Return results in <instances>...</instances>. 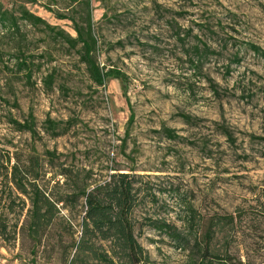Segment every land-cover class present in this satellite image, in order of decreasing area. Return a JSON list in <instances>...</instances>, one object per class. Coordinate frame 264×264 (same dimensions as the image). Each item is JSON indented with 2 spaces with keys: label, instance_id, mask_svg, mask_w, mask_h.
I'll return each instance as SVG.
<instances>
[{
  "label": "rangeland",
  "instance_id": "rangeland-1",
  "mask_svg": "<svg viewBox=\"0 0 264 264\" xmlns=\"http://www.w3.org/2000/svg\"><path fill=\"white\" fill-rule=\"evenodd\" d=\"M0 3L9 10L25 6L74 37L72 22L55 13L81 21L89 3L99 64L127 77L97 87L79 48L70 50L24 22L18 30L0 22L1 162L9 154L21 162L38 158V184L65 199L61 216L79 232L87 208L84 198L75 199L76 187L92 190L112 174H130L133 221L149 264L200 260L212 221L220 223L214 254L224 258L228 252L231 264H264V0ZM23 61L32 75L19 67ZM50 75L51 87L45 82ZM16 122L33 123L35 133L21 131ZM14 209L10 218L22 226L30 202ZM66 221L42 244L27 233L15 244L0 241V264H65L67 243L58 239ZM162 224L176 228L184 247ZM97 248L99 255L122 258L114 244Z\"/></svg>",
  "mask_w": 264,
  "mask_h": 264
},
{
  "label": "trees",
  "instance_id": "trees-1",
  "mask_svg": "<svg viewBox=\"0 0 264 264\" xmlns=\"http://www.w3.org/2000/svg\"><path fill=\"white\" fill-rule=\"evenodd\" d=\"M85 9L86 14L81 21L69 14L55 13L58 20L72 22L75 37L63 29L48 24L25 6H21L19 10L16 8L9 10L0 3V22L5 29L8 28L9 30H18L19 23L24 22L33 27L42 28L44 33L54 36L56 40H60L70 50L79 48L80 61L85 65L91 81L97 87H106L110 79L124 82L127 77L121 71L117 69L106 70L99 64L96 55L98 40L94 32L93 13L89 3ZM46 10L52 12L50 8ZM249 47L255 54L261 53L257 46L250 44ZM206 49V51L212 52L211 47L207 46ZM19 67L32 75L29 69L30 64L27 61L21 62ZM45 82L51 87L54 83L53 76H47ZM210 85L213 93L218 95L217 84L210 80ZM185 119L188 118L185 117ZM133 120L134 114L131 115L130 123ZM16 125L21 131L35 133L33 123L20 124L16 122ZM169 133L173 134L170 131ZM55 135L58 136L59 134ZM226 135L232 139L229 132ZM4 159L3 162L0 161V241L15 244L21 235L27 233L28 238L34 244H42L46 233L52 234L54 229H58L61 220L66 221L61 216V210L68 208L65 199L48 194L38 184L41 175V165L38 158L31 157L26 162H21L18 156L12 158L9 154ZM96 185L92 190H89V187L83 189L82 186L76 187L75 191L78 192V195L75 196V199H78L79 196L84 198L87 210L79 226L80 232L70 219L66 221L67 224H65L64 229L60 230L64 234L63 236L61 233L59 234L58 242L65 241L67 243L63 246L64 263L90 264L89 259L94 256L103 264H149L148 255L138 241L133 221L132 215L136 205L135 182L130 174H112L109 182ZM27 200L30 202L31 209L27 219L24 220L22 226H19V218H10V215L15 213V206L19 207V204L25 206ZM59 205L62 209L59 208ZM229 221L234 223V218L230 217ZM219 225L218 221H212L209 224L205 234L206 246L203 256L200 260H194V264H231V255L228 252L224 258H220L212 251L213 244L217 239ZM160 228H165L169 236L179 243L180 248L184 247L185 239L175 227L162 224ZM77 233H80L78 238H76ZM98 244L116 245L122 253V258L114 260L108 258L106 254L99 255L97 253ZM72 251H75V254L72 255ZM190 258L193 257L190 256Z\"/></svg>",
  "mask_w": 264,
  "mask_h": 264
}]
</instances>
